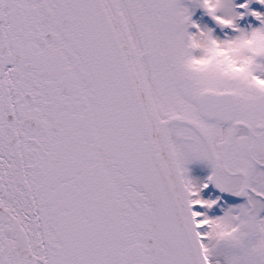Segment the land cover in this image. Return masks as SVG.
<instances>
[{
    "label": "snow or ice",
    "instance_id": "1",
    "mask_svg": "<svg viewBox=\"0 0 264 264\" xmlns=\"http://www.w3.org/2000/svg\"><path fill=\"white\" fill-rule=\"evenodd\" d=\"M0 264H264V0H0Z\"/></svg>",
    "mask_w": 264,
    "mask_h": 264
}]
</instances>
